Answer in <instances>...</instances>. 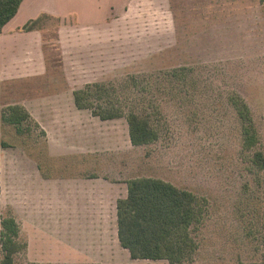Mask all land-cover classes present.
I'll list each match as a JSON object with an SVG mask.
<instances>
[{"label": "rangeland", "instance_id": "1", "mask_svg": "<svg viewBox=\"0 0 264 264\" xmlns=\"http://www.w3.org/2000/svg\"><path fill=\"white\" fill-rule=\"evenodd\" d=\"M141 8L82 34L73 31L71 17L64 47L60 19H45L47 76L4 84L2 106L64 90V107L50 112L63 123L49 127L58 128L54 142L69 153L50 155L46 127L29 109L31 118L19 128L1 123L0 256L1 218L12 216L19 225L15 264H93L55 262L69 249L42 234L52 230L39 211L26 214L21 168L42 159L49 176L105 180L112 200L127 193L133 178H162L190 190L201 216L191 229L197 247L183 264H264V167L253 161L256 151L264 152V0H144ZM94 82L104 85L101 102L111 100L124 115L104 120L68 103L71 91ZM235 95L248 104L260 136L251 148L243 145ZM131 110L150 118L158 130L155 141L131 142ZM118 254L115 264H170L134 259L125 247ZM97 258L93 253L80 260Z\"/></svg>", "mask_w": 264, "mask_h": 264}, {"label": "crops", "instance_id": "2", "mask_svg": "<svg viewBox=\"0 0 264 264\" xmlns=\"http://www.w3.org/2000/svg\"><path fill=\"white\" fill-rule=\"evenodd\" d=\"M68 1L67 3L70 4L65 6L66 0H23L17 14L0 31V190L4 151L1 141L4 84L8 81L42 78L48 73L43 28L23 30L22 26L42 13L59 18L61 22L60 41L61 46L64 47L63 31L68 27L67 24L71 17L75 19H73L75 24L73 31L78 30L79 34H82L81 31L87 33L88 31L85 30L108 26L114 15L122 14L124 11L127 13L139 11L142 9L141 4L144 0ZM63 91L58 88L51 94L37 97L26 96L12 103L22 104L46 127L48 150L50 155L56 156L69 155L61 145L54 142L60 136L58 128L49 127V125L63 123L64 118L61 115L58 114L54 118L50 113L52 110L64 107ZM68 98V103L77 107L73 100V91L70 92ZM41 161L40 164L36 163V166L21 168L22 173L25 172L24 196L27 204L30 205L26 214L33 215L34 212L39 211L43 220L47 221L43 224L44 227L49 232V229L52 230L51 234L47 232H42V234L55 238L56 243L59 242L60 245H65L69 249L68 255L56 256L55 262L115 264L117 260L115 257L119 256L117 252L123 247L118 234L117 201L127 196L128 187L125 195H118L115 200H112V187L107 186L105 180L79 176L67 178L49 176V173L42 172ZM75 168L79 169V164L74 165ZM9 171L15 174L16 169L13 166ZM18 180H21V177L16 175L13 180L16 181L15 187H20L22 184V182L18 183ZM87 203L89 205H85ZM62 221L64 224H61ZM93 253L99 254V258L91 261L80 260ZM102 254H108V256Z\"/></svg>", "mask_w": 264, "mask_h": 264}, {"label": "trees", "instance_id": "3", "mask_svg": "<svg viewBox=\"0 0 264 264\" xmlns=\"http://www.w3.org/2000/svg\"><path fill=\"white\" fill-rule=\"evenodd\" d=\"M22 1L0 0V31L17 14ZM47 18L56 17L42 13L25 23L22 29L42 28V23ZM103 88L102 83L94 82L75 89L74 100L77 107L91 109L95 116L104 120L124 115L120 107L108 104L111 100H107L106 104L101 102L106 99ZM235 96L232 101L243 125V145L251 148L260 142V136L248 104L242 97ZM1 118L3 123L15 124L19 128L31 118V114L23 105L9 104L2 106ZM126 118L130 140L134 145L147 144L158 138V130L148 116L131 110ZM253 161L264 167V152L256 151ZM117 214L120 242L134 259H166L170 264H183L197 247L191 229L201 216L198 198L190 190L180 188L165 179L141 177L129 180L127 196L117 201ZM1 225L0 264H15V253L20 248L17 241L19 225L12 216L2 217Z\"/></svg>", "mask_w": 264, "mask_h": 264}]
</instances>
